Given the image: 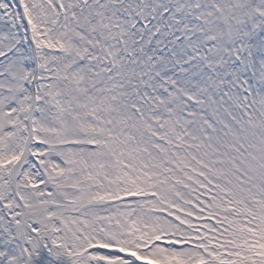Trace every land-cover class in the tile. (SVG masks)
Segmentation results:
<instances>
[{"label": "snow or ice", "instance_id": "6c2138e0", "mask_svg": "<svg viewBox=\"0 0 264 264\" xmlns=\"http://www.w3.org/2000/svg\"><path fill=\"white\" fill-rule=\"evenodd\" d=\"M0 264H264V0H0Z\"/></svg>", "mask_w": 264, "mask_h": 264}]
</instances>
